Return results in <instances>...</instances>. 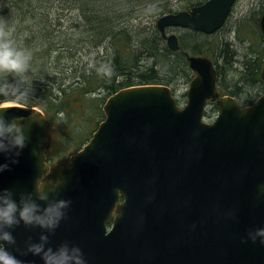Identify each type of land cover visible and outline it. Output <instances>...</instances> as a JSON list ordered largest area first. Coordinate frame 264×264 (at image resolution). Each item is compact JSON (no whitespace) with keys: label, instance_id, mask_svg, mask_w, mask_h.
<instances>
[{"label":"water","instance_id":"water-1","mask_svg":"<svg viewBox=\"0 0 264 264\" xmlns=\"http://www.w3.org/2000/svg\"><path fill=\"white\" fill-rule=\"evenodd\" d=\"M235 2L206 0L160 16L157 26L168 47L179 50L177 34L166 28L214 33ZM260 25L264 35V11ZM187 58L194 75L183 108L164 84L118 90L70 165L46 162L52 135L41 108L0 105L7 117L25 118L28 136L19 156L0 153V164L9 165L0 172V188L34 192L47 168L65 179L59 198L72 204L49 234L51 246L78 245L87 264H264V244L248 238L249 230L264 227V91L245 107L233 96L218 98V117L206 122V104L218 96V72L208 56ZM262 78L264 86V69ZM11 231L16 244L6 245L9 250L43 264L39 256L21 254L28 238L38 241L43 230L21 223Z\"/></svg>","mask_w":264,"mask_h":264},{"label":"trees","instance_id":"trees-1","mask_svg":"<svg viewBox=\"0 0 264 264\" xmlns=\"http://www.w3.org/2000/svg\"><path fill=\"white\" fill-rule=\"evenodd\" d=\"M203 1L187 0L182 8ZM263 8L234 20L228 36L222 32L230 18L213 34L183 29L174 51L156 25L158 16L177 10L170 0H0V23L31 54L27 72H0V104L38 106L54 144L78 150L104 119V103L114 92L135 84L174 89L179 80L189 83L185 51L210 56L220 88L251 104L263 91Z\"/></svg>","mask_w":264,"mask_h":264},{"label":"clouds","instance_id":"clouds-1","mask_svg":"<svg viewBox=\"0 0 264 264\" xmlns=\"http://www.w3.org/2000/svg\"><path fill=\"white\" fill-rule=\"evenodd\" d=\"M31 54L17 47L11 37V29L0 23V72L20 75L28 71ZM24 117H7L0 112V153L19 156V150L27 145L28 136L23 124ZM13 163L18 161L13 160ZM9 168L7 163L0 164V172ZM47 168L38 177L34 192L14 193L12 189L0 188V264H31L18 258L6 245H15L16 240L11 229L21 223L26 227L40 228L38 241L31 237L26 241L22 255L31 253L39 256L43 264H87L82 249L69 241L53 247L49 234L54 233L60 222L67 218L66 210L70 208L71 199L59 198L61 186L65 183L62 176L52 177ZM18 195V198H17ZM38 201H43L41 205ZM260 238L264 244V227L249 230L248 238L253 242Z\"/></svg>","mask_w":264,"mask_h":264},{"label":"rangeland","instance_id":"rangeland-1","mask_svg":"<svg viewBox=\"0 0 264 264\" xmlns=\"http://www.w3.org/2000/svg\"><path fill=\"white\" fill-rule=\"evenodd\" d=\"M172 3L174 9H180L182 6H184L187 3V0H170ZM264 4V0H237L236 4L234 5L232 14L230 16L229 23L227 24L224 32H222L224 35L228 36L227 28L236 20L237 18L250 13H257L261 10L262 5ZM144 19H147L145 17ZM176 31V30H175ZM183 30L179 29L176 32L181 33ZM223 35V36H224ZM232 40L235 42L236 39H233L232 35L230 36ZM235 49L238 51L240 50L239 43L235 45ZM240 69V67H237ZM237 69V70H238ZM239 71V70H238ZM189 87V83L184 82L183 80H179L176 83V87H174L173 91L175 93L176 98L179 100L180 106H183L187 101V90ZM223 93L224 91L221 89L220 91ZM207 113L205 115V119L207 121H212L217 116V112L215 110V106L213 104H210L207 106ZM63 145L61 144H53L52 147L48 150L49 155L53 158L62 159V160H69L70 156L75 153L76 150L69 148H62Z\"/></svg>","mask_w":264,"mask_h":264},{"label":"flooded vegetation","instance_id":"flooded-vegetation-1","mask_svg":"<svg viewBox=\"0 0 264 264\" xmlns=\"http://www.w3.org/2000/svg\"><path fill=\"white\" fill-rule=\"evenodd\" d=\"M54 160H58L57 158H53V157H51V156H48V161H54ZM67 163H68V161L67 160H65Z\"/></svg>","mask_w":264,"mask_h":264}]
</instances>
